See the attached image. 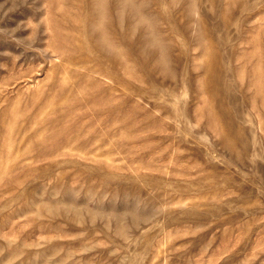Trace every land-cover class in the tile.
I'll list each match as a JSON object with an SVG mask.
<instances>
[{"label":"rangeland","instance_id":"374dc122","mask_svg":"<svg viewBox=\"0 0 264 264\" xmlns=\"http://www.w3.org/2000/svg\"><path fill=\"white\" fill-rule=\"evenodd\" d=\"M0 264H264V0H0Z\"/></svg>","mask_w":264,"mask_h":264}]
</instances>
